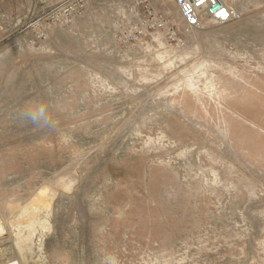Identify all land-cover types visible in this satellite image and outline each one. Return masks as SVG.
Instances as JSON below:
<instances>
[{
    "label": "rangeland",
    "instance_id": "1",
    "mask_svg": "<svg viewBox=\"0 0 264 264\" xmlns=\"http://www.w3.org/2000/svg\"><path fill=\"white\" fill-rule=\"evenodd\" d=\"M65 1L0 0V257L264 264V0L179 42H117L123 0L38 36Z\"/></svg>",
    "mask_w": 264,
    "mask_h": 264
},
{
    "label": "built area",
    "instance_id": "2",
    "mask_svg": "<svg viewBox=\"0 0 264 264\" xmlns=\"http://www.w3.org/2000/svg\"><path fill=\"white\" fill-rule=\"evenodd\" d=\"M97 0H66L64 3L43 11L31 23L37 26L38 36L45 35L52 26L71 27L87 8ZM125 9L133 16V22L114 36L119 43H142L153 32H160L166 38L181 41L180 32H189L201 26L207 17L212 21L225 23L233 19L235 9L226 0H171L177 9L176 19L159 0H123ZM0 264H19L11 257L1 258Z\"/></svg>",
    "mask_w": 264,
    "mask_h": 264
},
{
    "label": "clouds",
    "instance_id": "3",
    "mask_svg": "<svg viewBox=\"0 0 264 264\" xmlns=\"http://www.w3.org/2000/svg\"><path fill=\"white\" fill-rule=\"evenodd\" d=\"M22 121H30L34 125L48 124L49 116L47 106L43 103L26 106L20 113ZM107 264H119L115 256L107 258Z\"/></svg>",
    "mask_w": 264,
    "mask_h": 264
},
{
    "label": "crops",
    "instance_id": "4",
    "mask_svg": "<svg viewBox=\"0 0 264 264\" xmlns=\"http://www.w3.org/2000/svg\"><path fill=\"white\" fill-rule=\"evenodd\" d=\"M7 3H5V7H8V0H5ZM28 8L31 6V0H29V3H28Z\"/></svg>",
    "mask_w": 264,
    "mask_h": 264
},
{
    "label": "bare ground",
    "instance_id": "5",
    "mask_svg": "<svg viewBox=\"0 0 264 264\" xmlns=\"http://www.w3.org/2000/svg\"><path fill=\"white\" fill-rule=\"evenodd\" d=\"M1 227V226H0Z\"/></svg>",
    "mask_w": 264,
    "mask_h": 264
}]
</instances>
